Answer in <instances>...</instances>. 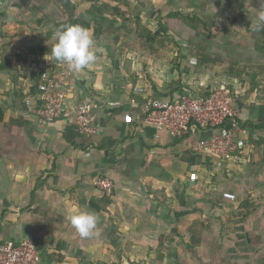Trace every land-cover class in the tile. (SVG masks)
I'll return each instance as SVG.
<instances>
[{"label": "crops", "instance_id": "crops-1", "mask_svg": "<svg viewBox=\"0 0 264 264\" xmlns=\"http://www.w3.org/2000/svg\"><path fill=\"white\" fill-rule=\"evenodd\" d=\"M52 1L4 0L0 7V245L31 241L42 264L127 263L150 255L148 247L180 245L182 240L187 245L185 235L189 236L191 224L206 222L210 228L208 217L222 207L231 214L239 210L245 217L250 213L245 210L248 198L253 210L264 212V129L256 132L261 138L257 151L242 154L239 161H223L191 150L195 139L208 138L211 132L195 130L184 138L163 132L155 139L154 126L144 120L143 97L132 92L142 77L138 74L136 84L131 80L125 59L109 40L111 33L94 34L91 17L86 14L91 4L85 2L79 13L77 0L74 13L65 10L57 15L58 4ZM126 4L154 7L139 0ZM240 7L245 12L243 22L251 24V29L256 27L264 0H241ZM76 20L90 23L88 30L98 48L95 64L81 71L51 55L54 33L77 24ZM259 54L264 62V53ZM46 68L69 71L73 85L61 117L48 124L25 105L27 98H37L38 73ZM258 70L247 75V83L242 82L247 90L244 96L236 95L233 107L242 122L264 125V63ZM184 91L178 89L169 96L154 87L147 96L175 101ZM83 102L91 105L100 131L97 137L77 131L74 109ZM251 154L257 161L255 173H241ZM191 167L200 176L195 185L188 182ZM233 172L242 174L240 187L249 189L248 196L235 205L211 192L213 184L204 187L208 184L206 174L209 183L220 181L216 183L220 190L223 179L231 178ZM98 177L114 183L112 210L94 185ZM234 186L229 181L223 188L237 199L241 191ZM81 209L98 215L97 229L88 238L80 237L70 223V217ZM212 242L204 237L196 248ZM231 244V255L240 258L245 254L234 248L235 242ZM241 244H247V239L238 247Z\"/></svg>", "mask_w": 264, "mask_h": 264}, {"label": "rangeland", "instance_id": "rangeland-1", "mask_svg": "<svg viewBox=\"0 0 264 264\" xmlns=\"http://www.w3.org/2000/svg\"><path fill=\"white\" fill-rule=\"evenodd\" d=\"M54 1L56 2V0ZM99 1L102 3L111 2L121 8V16L117 17L119 20L116 19L113 30H110L113 38L111 37L109 40L113 42L121 58L125 59V63L129 62L128 75L134 84L138 81V74L142 77V80L139 81L141 84L138 86L144 88L146 94L154 87H160L169 96L178 89H185L187 92L201 95L207 91L221 88L227 90L234 100L236 95L238 97L245 95L247 86L242 82L247 83V75L259 73L258 69L264 63L261 54L252 50L255 47V41L258 40V34L255 37L256 33L250 31L251 28L245 30L247 22H243V17L242 20L239 17L243 10L240 7L241 0H235V2L233 0H139V2L147 1L154 5V7L143 5L145 7L143 9L131 7L126 4L128 0ZM73 2H77V0H73ZM85 2V0H80L79 13L85 7L83 6ZM56 3L58 4L56 14H65V9L61 4ZM112 12L109 10L104 14L110 19ZM174 12H183L188 15L187 20L181 21L170 17V13ZM70 13H74V11H70ZM136 16H139L140 25L144 30L154 33L151 42L148 43L143 29H141L142 36H137L135 31ZM232 18L238 19V22L231 25ZM248 25L251 26L249 23ZM240 32L241 35H239ZM250 32L255 37L254 40L251 39ZM230 41L237 42L231 43ZM231 49L234 50V53ZM231 57L234 58L239 70L244 68L242 75L232 72ZM190 61H192L191 64ZM231 74L236 75V78H232ZM178 83L179 86L174 89ZM184 93L186 92L184 91ZM253 134L258 139L254 141L253 151L255 153L257 151L256 143H259L261 138L256 133ZM249 158L247 167L241 168L245 171L241 173L253 175L256 171L257 161L253 160L254 154H251ZM241 173L233 172L231 178L223 179L224 181L221 183L224 188L229 181L230 185L234 183V189L239 186L241 193L237 194V199L235 198L233 203L230 202L234 205L239 199H245L248 196L247 190L249 189L245 188L246 185L240 187V183L244 179L241 178ZM205 178L208 184L204 187L213 184L210 187L211 192L220 193L222 198V192L226 190L223 187L219 190L216 183H220V181L214 180L215 183H209L207 174ZM251 203L249 204L247 198L245 210H249L250 213L245 217L239 210L236 214H231L224 207L218 209L216 214L212 215L211 213L212 216L208 217L211 227H206L204 232V237L208 241H213L211 246L204 245L201 249L187 248L182 240L180 245L148 247L150 255L135 257L137 260L117 264H264V212L253 210ZM245 238L247 244L243 246V243L238 247L241 242H245ZM186 239H189L188 234L185 235ZM234 242L236 244L234 248L242 249L244 251L242 253H245L246 256L241 255L239 258L231 255L230 246H233L231 243ZM204 249L203 255L199 256ZM210 252L211 257L209 256Z\"/></svg>", "mask_w": 264, "mask_h": 264}, {"label": "built area", "instance_id": "built-area-1", "mask_svg": "<svg viewBox=\"0 0 264 264\" xmlns=\"http://www.w3.org/2000/svg\"><path fill=\"white\" fill-rule=\"evenodd\" d=\"M3 3L4 0H0V7ZM70 79L69 71L51 68L39 71L37 98H27L25 105L32 109L40 121L47 124L55 122L62 115L67 92L73 88ZM132 92L143 97L144 120L154 126V137L157 140L163 132L176 138L187 137L195 130L211 132L208 138L195 139L191 143V150L196 154L216 156L223 161H239L242 154H248L254 149L253 142L258 140L255 134L251 135L250 130L238 122L233 99L225 89L212 90L209 96L186 92L175 101L149 97L140 86H135ZM74 111L78 133L86 137H97L100 131L94 122L91 105L87 102L79 103ZM187 177L188 182L194 185L200 181L199 173L193 167L189 169ZM94 185L106 199L108 208L114 209L113 181L107 177H98ZM222 198L234 201L236 196L222 192ZM0 264L42 262L34 243L23 240L0 245Z\"/></svg>", "mask_w": 264, "mask_h": 264}, {"label": "clouds", "instance_id": "clouds-1", "mask_svg": "<svg viewBox=\"0 0 264 264\" xmlns=\"http://www.w3.org/2000/svg\"><path fill=\"white\" fill-rule=\"evenodd\" d=\"M257 27H264V11H258ZM55 45L52 57L70 68L81 71L98 59L97 44L92 33L79 24H69L54 33ZM70 223L82 238L92 236L98 225V215L91 210L81 209L70 217Z\"/></svg>", "mask_w": 264, "mask_h": 264}, {"label": "trees", "instance_id": "trees-1", "mask_svg": "<svg viewBox=\"0 0 264 264\" xmlns=\"http://www.w3.org/2000/svg\"><path fill=\"white\" fill-rule=\"evenodd\" d=\"M85 1L89 2L91 4L90 8L86 11V14H89L91 17V21L94 25L93 26L94 34L98 35V34H102L104 32L110 33V30L111 29L113 30V26H114V22L116 21V18L121 16V13H122L121 8L118 6H114V7L110 6L107 3L106 4H98L99 0H85ZM56 2L60 3L61 6L68 13H70V11H75L76 5L78 4V1L72 2V0H56ZM109 10L113 11L112 17L110 19H109V17H105L103 15V13H106ZM243 14H244V12H242V11L239 14V17H241V20H242V17H244ZM170 17L177 18L178 20H181V21H186L188 18V15H185L183 12H174V13H170ZM75 22H77V24H81L83 21L80 22L79 20H76ZM236 22H238V19H236V18H232L230 20L231 25H233ZM140 24H141L140 18H139V16H136V29H135V31L137 32V36L139 35V37H141L142 32L144 31L143 34H145L147 36L146 39L148 40V43L151 42L152 38L154 37V33L152 31L144 30ZM81 25L87 29L91 27L89 22H83ZM248 26L249 25L247 24V27L245 30H249L251 28L250 26L249 27ZM141 29H143V31H141ZM115 30H114V32H115ZM250 30L256 31L258 34V40L255 41V47H254L255 50L258 51L259 53H261V52L264 53V27L258 28L256 26ZM239 35H241V32L239 33ZM231 51L234 53L233 49H231ZM231 59H232V61H231L230 68H232V72L241 73V75H242V71L244 70V68H240L241 70H239L236 67L234 58L231 57ZM233 68H235V69H233ZM128 70H129V62H126L125 63V71L128 73L129 72ZM231 76H232V78H236V75L231 74ZM178 86H179V83L177 85H175L174 89L177 88ZM256 88H258V87H256ZM210 93H211V91H207L205 93H202L201 95L202 96H209ZM237 120L239 123H241V126L247 127L248 129H250L251 135H253V133H256V132L264 129V125H254V124L249 123V122L244 123L239 118H237ZM253 144H255V142H253ZM205 229H206L205 223L191 224V226L188 229L189 239H188V243H187V248H196V246L203 243ZM209 256L211 257V252L209 253Z\"/></svg>", "mask_w": 264, "mask_h": 264}]
</instances>
